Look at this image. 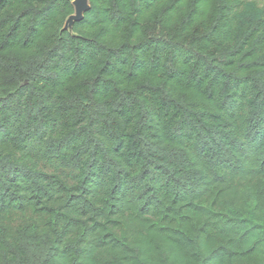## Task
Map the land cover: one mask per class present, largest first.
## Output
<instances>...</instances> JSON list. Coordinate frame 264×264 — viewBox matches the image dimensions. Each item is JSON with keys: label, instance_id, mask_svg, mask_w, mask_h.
Listing matches in <instances>:
<instances>
[{"label": "trees", "instance_id": "1", "mask_svg": "<svg viewBox=\"0 0 264 264\" xmlns=\"http://www.w3.org/2000/svg\"><path fill=\"white\" fill-rule=\"evenodd\" d=\"M72 1L0 0V264H264L261 10Z\"/></svg>", "mask_w": 264, "mask_h": 264}, {"label": "water", "instance_id": "2", "mask_svg": "<svg viewBox=\"0 0 264 264\" xmlns=\"http://www.w3.org/2000/svg\"><path fill=\"white\" fill-rule=\"evenodd\" d=\"M74 13L66 21V25H72L74 21H80L89 9V0H73Z\"/></svg>", "mask_w": 264, "mask_h": 264}, {"label": "rangeland", "instance_id": "3", "mask_svg": "<svg viewBox=\"0 0 264 264\" xmlns=\"http://www.w3.org/2000/svg\"><path fill=\"white\" fill-rule=\"evenodd\" d=\"M217 2L219 0H216ZM230 1H241V2H248V1H253L255 4V7H257L259 10H261L262 17L264 18V0H230ZM213 3V2H212ZM211 11V6L209 5L208 8L204 11L205 14ZM207 15H204L206 17ZM70 26V25H68Z\"/></svg>", "mask_w": 264, "mask_h": 264}]
</instances>
